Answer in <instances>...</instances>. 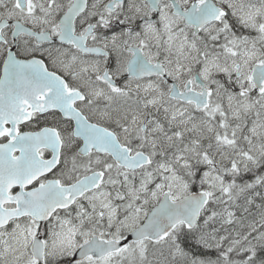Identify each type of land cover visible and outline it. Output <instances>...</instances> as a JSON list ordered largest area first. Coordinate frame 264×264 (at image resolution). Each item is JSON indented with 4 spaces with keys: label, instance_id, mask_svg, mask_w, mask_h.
Listing matches in <instances>:
<instances>
[{
    "label": "snow or ice",
    "instance_id": "snow-or-ice-1",
    "mask_svg": "<svg viewBox=\"0 0 264 264\" xmlns=\"http://www.w3.org/2000/svg\"><path fill=\"white\" fill-rule=\"evenodd\" d=\"M0 264H264V0H0Z\"/></svg>",
    "mask_w": 264,
    "mask_h": 264
}]
</instances>
